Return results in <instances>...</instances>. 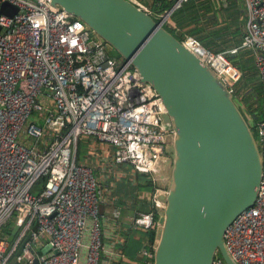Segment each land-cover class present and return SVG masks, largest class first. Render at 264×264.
<instances>
[{
	"label": "built area",
	"instance_id": "built-area-1",
	"mask_svg": "<svg viewBox=\"0 0 264 264\" xmlns=\"http://www.w3.org/2000/svg\"><path fill=\"white\" fill-rule=\"evenodd\" d=\"M3 1L16 11L0 12V264H11L29 231L16 255L25 264L34 257L39 264H99L106 250L100 189L91 166L77 162V140L96 138L111 146L110 164L129 163L135 172L154 173L172 132L161 122L165 106L128 60L108 53L100 36L58 4ZM182 1L158 12L143 9L177 33L171 13ZM243 1L246 18L239 45L252 50L261 87L262 116L252 123L262 169L253 203L226 226L223 245L235 264H264V0ZM180 36L233 92L241 71L225 52L204 46L193 35ZM10 221L11 228L15 223L18 228L8 241L10 231H1ZM154 222L153 211L138 210L131 221L143 231ZM155 240L138 249L140 264L153 263ZM117 252L118 261L122 251ZM210 264H226L218 250Z\"/></svg>",
	"mask_w": 264,
	"mask_h": 264
},
{
	"label": "water",
	"instance_id": "water-1",
	"mask_svg": "<svg viewBox=\"0 0 264 264\" xmlns=\"http://www.w3.org/2000/svg\"><path fill=\"white\" fill-rule=\"evenodd\" d=\"M80 19L140 73L160 96L161 122L172 129L162 158L168 186L155 224L152 264H210L226 226L257 193L262 156L253 129L233 92L173 33L132 0H50ZM170 6L168 7V9ZM7 1L0 12L12 14ZM18 228L15 223L10 241ZM30 231L18 245L16 259ZM56 252V250H55ZM31 264H39L36 257Z\"/></svg>",
	"mask_w": 264,
	"mask_h": 264
},
{
	"label": "crops",
	"instance_id": "crops-1",
	"mask_svg": "<svg viewBox=\"0 0 264 264\" xmlns=\"http://www.w3.org/2000/svg\"><path fill=\"white\" fill-rule=\"evenodd\" d=\"M219 1L221 4L226 3V0ZM136 2L139 3L142 8H152L154 12H158L159 3L157 0H136ZM236 2L239 4V13L242 22L235 43L237 42L240 44L246 13L244 1L236 0ZM175 24L174 22V25ZM177 28L181 29L178 25ZM182 30L184 29L182 28ZM239 44L234 46H240ZM240 48L251 50L241 46ZM259 108L257 110L258 113H255L253 116H262V112ZM110 151L111 146L109 144L85 135L78 138L75 148L77 162L91 166L97 186L100 189V232L101 240L106 250L101 251L99 264H140L138 249L143 244L152 240L147 238L146 231L136 228L131 223L132 217L135 211L142 206H146L148 202H150V199H153L155 208L160 212L162 208L156 204L154 199L157 192H164L168 186V182L166 184L164 180L166 179L164 176L166 173V166L165 163H161V160L154 173H143L141 177H138L141 179L139 181H145L149 178L153 191L150 192L144 190V188L136 189L137 172L132 169L129 163H120L117 165L110 164L108 160ZM155 176H157V179ZM141 183L144 184V182ZM2 231L1 233H3ZM118 248L121 249L122 255L117 261L114 255H119L117 252Z\"/></svg>",
	"mask_w": 264,
	"mask_h": 264
},
{
	"label": "trees",
	"instance_id": "trees-1",
	"mask_svg": "<svg viewBox=\"0 0 264 264\" xmlns=\"http://www.w3.org/2000/svg\"><path fill=\"white\" fill-rule=\"evenodd\" d=\"M174 0H157L158 4V10L157 11H162L165 8H168L171 6ZM194 1V2H193ZM185 0L183 1L179 7L175 8L172 13H171V19L181 27L184 30L183 33H187L190 35H193L196 37L202 44H204L206 47L214 50V51H225L230 49L231 47L225 48L223 47H218L215 46L214 40L211 38H208L204 32L205 30L209 29V22L212 20L208 16H202L201 15V10H206L208 8H212L211 6V1L210 0ZM152 15V14H151ZM153 16V15H152ZM153 18L156 20V18L153 16ZM175 24V25H176ZM176 25V27H177ZM169 30V29H168ZM171 33H174L173 31L169 30ZM175 35V34H174ZM177 37V36H176ZM179 38V37H177ZM235 42H233L234 44ZM232 44V43H231ZM230 44V45H231ZM239 43H235L234 45H238ZM237 47V46H236ZM110 49V48H109ZM238 53L237 56H234L230 52H226V56L231 60L233 64H235L241 71V80L243 84H249L250 86L253 85V89L255 92L258 94V97L260 98L257 103V110L259 108L260 104V111H261V87H260V82L258 79V74L256 71L255 66L252 63V58H253V52L251 50H246V49H241L238 48ZM108 50V49H107ZM108 53L109 50H108ZM258 79V80H257ZM235 91V90H234ZM234 93V92H233ZM256 113H258L256 111ZM261 116H252V119L254 120L255 118H258ZM143 173L142 172H137L136 173V184L135 188H144V190L148 191H153V187L151 185L150 179H146L145 181H139L141 180L138 177H141ZM141 182H144L142 184ZM36 187V186H35ZM151 198V197H150ZM138 211H153L154 217H155V222L153 226H151L150 229L146 231L147 233V238L149 240H153L155 237V224H156V219L159 215V212L154 206L153 199H150V202L146 206H142L138 209ZM12 222L10 221L9 223H6L3 227V233L7 234L10 231Z\"/></svg>",
	"mask_w": 264,
	"mask_h": 264
},
{
	"label": "rangeland",
	"instance_id": "rangeland-1",
	"mask_svg": "<svg viewBox=\"0 0 264 264\" xmlns=\"http://www.w3.org/2000/svg\"><path fill=\"white\" fill-rule=\"evenodd\" d=\"M238 5L239 4L236 2V0H226L225 4H221L219 0H211L212 8L201 10L202 16H208L212 19L209 22V24H211L209 25V29L208 30L204 29L206 36L214 40L215 46H218V47L224 46L225 48L231 47L228 50L225 49L224 52L225 53L230 52L234 56H237V53L239 50L238 48H240V47L234 46V44H231L237 41V36L239 35V31H240V24L242 22L240 18ZM182 33H183L182 29H179L177 33L174 32L173 34L181 38L180 34ZM235 47L236 49L233 50ZM107 49L109 50L112 56H114L117 59H121L120 56L114 51V49H111V48L109 49V47ZM242 81L245 82L244 79L241 80V77H239L238 80H236L233 83L232 85V89L234 92L233 94L239 101V106L241 107L243 112L246 113L248 120L252 121V116L257 111V103L260 98L258 97V94L253 89V85L250 86L248 83L243 84ZM167 148L169 149L168 146ZM169 151L171 150L169 149ZM165 155L167 156L169 154L165 153ZM164 180L166 181V184H167L168 178L166 177V179ZM41 182H42V178H40L37 181L35 185L36 189L40 186ZM161 212H162V209L160 210L159 213Z\"/></svg>",
	"mask_w": 264,
	"mask_h": 264
},
{
	"label": "flooded vegetation",
	"instance_id": "flooded-vegetation-1",
	"mask_svg": "<svg viewBox=\"0 0 264 264\" xmlns=\"http://www.w3.org/2000/svg\"><path fill=\"white\" fill-rule=\"evenodd\" d=\"M166 145L169 147V149L171 150V151H169V149L167 148V146H166V154H169L170 155V153H171V155H172V147L170 146V144H168V143H166ZM170 155V156H171Z\"/></svg>",
	"mask_w": 264,
	"mask_h": 264
}]
</instances>
